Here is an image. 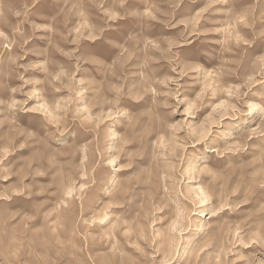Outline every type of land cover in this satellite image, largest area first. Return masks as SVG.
I'll return each instance as SVG.
<instances>
[{
	"label": "rangeland",
	"instance_id": "1",
	"mask_svg": "<svg viewBox=\"0 0 264 264\" xmlns=\"http://www.w3.org/2000/svg\"><path fill=\"white\" fill-rule=\"evenodd\" d=\"M195 260L264 264V0H0V264Z\"/></svg>",
	"mask_w": 264,
	"mask_h": 264
},
{
	"label": "bare ground",
	"instance_id": "2",
	"mask_svg": "<svg viewBox=\"0 0 264 264\" xmlns=\"http://www.w3.org/2000/svg\"><path fill=\"white\" fill-rule=\"evenodd\" d=\"M212 213V212H211ZM168 251L166 250V251H164L163 253H167ZM168 254V253H167ZM196 263V260H195V262L193 263V264H195Z\"/></svg>",
	"mask_w": 264,
	"mask_h": 264
}]
</instances>
